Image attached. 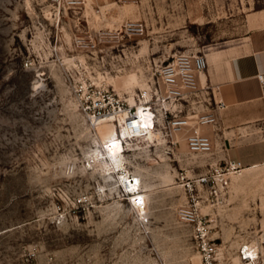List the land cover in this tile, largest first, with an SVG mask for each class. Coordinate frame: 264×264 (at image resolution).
Returning <instances> with one entry per match:
<instances>
[{"label": "rangeland", "instance_id": "obj_1", "mask_svg": "<svg viewBox=\"0 0 264 264\" xmlns=\"http://www.w3.org/2000/svg\"><path fill=\"white\" fill-rule=\"evenodd\" d=\"M83 1L58 17L52 0H0V264H202L193 227L177 214L190 203L178 176L223 164L217 126H199L210 153L187 148L192 116L181 128L128 139L124 165L140 177L132 207L80 107L81 90L92 82L135 105L157 82L161 60L214 54L264 27V0ZM125 20L142 21L144 33L127 36ZM197 76L203 85L204 73ZM245 167L226 175L227 188L217 176L216 192L201 203L212 213L220 264H243L238 250L247 241L260 246L253 263L264 264V163ZM146 211L144 224L138 215Z\"/></svg>", "mask_w": 264, "mask_h": 264}, {"label": "built area", "instance_id": "obj_2", "mask_svg": "<svg viewBox=\"0 0 264 264\" xmlns=\"http://www.w3.org/2000/svg\"><path fill=\"white\" fill-rule=\"evenodd\" d=\"M83 3V0H52L58 17L60 11L73 10ZM119 30L129 37H134L144 33L145 24L139 20H125ZM206 67L207 59L203 52H176L167 61L161 60L154 70L157 82H152L140 93L141 98H138L141 108L151 113V122L148 124L138 119L135 105L126 104L108 88L96 87L92 82L82 87L80 107L94 125L103 120H111L118 129L125 128L126 132L132 136L158 126L178 129L190 124L189 117L192 116L194 123L191 126V132L186 136L187 148L192 153H210L212 152L211 137L200 132L199 126L216 127L219 111L225 107V102L219 95L218 85L207 82L200 84L197 75L204 72ZM257 78L264 84L263 74H258ZM124 146L126 148L127 144L125 143ZM222 161L223 164L217 162L206 164L205 171L197 175L192 176L181 172L178 176L187 188L190 203L179 208L177 214L182 222L192 225V240L202 264H220L222 248L217 238L210 235L208 221L212 219V213L210 210L202 212L201 203H204L203 206L206 207L212 193L216 192L217 176H221L220 186L227 188L230 181L227 180L226 175L234 174L242 169V163L239 160L223 158ZM124 192L133 207L136 202H133L132 195L125 189ZM138 219L141 223H147L149 221L147 211L140 213ZM252 244V249H256L254 254L248 250ZM238 257L243 264H254V260L257 262L260 257V246L250 241L242 242ZM28 264L39 263L29 262Z\"/></svg>", "mask_w": 264, "mask_h": 264}, {"label": "crops", "instance_id": "obj_3", "mask_svg": "<svg viewBox=\"0 0 264 264\" xmlns=\"http://www.w3.org/2000/svg\"><path fill=\"white\" fill-rule=\"evenodd\" d=\"M213 53L206 54L203 73L207 83L219 86L225 102L217 124L225 158L246 167L263 164L257 134L264 140V84L257 75H264V27L250 31L236 46Z\"/></svg>", "mask_w": 264, "mask_h": 264}, {"label": "bare ground", "instance_id": "obj_4", "mask_svg": "<svg viewBox=\"0 0 264 264\" xmlns=\"http://www.w3.org/2000/svg\"><path fill=\"white\" fill-rule=\"evenodd\" d=\"M130 81H128L129 83ZM137 108L136 116L143 123L148 124L151 122L150 116L151 113L148 110H143L141 104L135 103ZM123 118V116H121ZM98 128V136L101 142V148L104 150L108 161L112 164L113 170L118 173V180L125 187V190L133 193L138 189L139 178L135 174H132L126 169L124 165V155L123 151L125 143L128 146V139L139 136H146L147 138H152L155 134L153 128L145 129L143 132H140L138 135H130L126 132L125 128L118 129L117 126L111 120H103L96 123ZM118 129V130H117ZM125 142V143H124ZM101 167L105 170L109 169L106 163L101 164ZM108 173H111L108 170ZM132 176V179H131ZM135 180V181H134ZM264 239V236H263ZM253 244L249 246V251L251 254L256 252V249H252Z\"/></svg>", "mask_w": 264, "mask_h": 264}]
</instances>
